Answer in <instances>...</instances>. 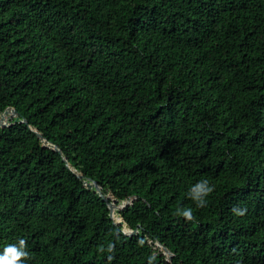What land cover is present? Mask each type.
Listing matches in <instances>:
<instances>
[{"label":"trees","instance_id":"16d2710c","mask_svg":"<svg viewBox=\"0 0 264 264\" xmlns=\"http://www.w3.org/2000/svg\"><path fill=\"white\" fill-rule=\"evenodd\" d=\"M8 107L28 123L0 129V255L24 240L18 264H264V0H0Z\"/></svg>","mask_w":264,"mask_h":264},{"label":"water","instance_id":"95a60500","mask_svg":"<svg viewBox=\"0 0 264 264\" xmlns=\"http://www.w3.org/2000/svg\"><path fill=\"white\" fill-rule=\"evenodd\" d=\"M5 115L8 116V118L6 119L5 118ZM14 120V121H13ZM16 121H19V122H23V123H28L27 120L25 118L23 119H19V115H18V112L16 109L12 108V107H8L4 113L0 114V129H3L5 127H8V126H11L13 124H15ZM34 132L37 134V136L44 142V146L45 147H49L55 151H57L59 154L63 155V152L60 148H58L57 145L47 141L43 135L37 131V130H34ZM64 161L67 163V166L71 169V165L68 164L67 162V159L64 157L63 158ZM77 174V177L83 182V184L89 189V190H92L94 191L96 194H98L108 205L109 209H110V215H111V218L112 220L114 221V224L119 227L120 229L123 230V232L128 235V236H134V235H137V234H141L142 232H138V230L140 228H143L141 227L140 225H138V227L136 229H132L128 224H126V222L124 221V219L122 218V221L121 222H116L115 219L116 217L118 216V211H116L114 209V207L112 206L111 204V197L114 198V195L108 193L107 190H105L101 184L91 178H85L82 174L80 173H76ZM118 201V199H116ZM119 202V201H118ZM131 203L130 200H126L123 202V205L121 206V211H123L125 209V207H127L129 204ZM126 226V228L128 229L125 230L123 226ZM152 247L153 245L154 246H157V247H161L164 251V254L167 258V260L169 262H172V259H173V254L172 252L165 246H163L160 242H152L151 243Z\"/></svg>","mask_w":264,"mask_h":264},{"label":"clouds","instance_id":"9594fccd","mask_svg":"<svg viewBox=\"0 0 264 264\" xmlns=\"http://www.w3.org/2000/svg\"><path fill=\"white\" fill-rule=\"evenodd\" d=\"M214 191V187L210 186L208 180H201L194 184L189 190V197L196 202L198 207H204L206 203V197L209 196ZM178 216H182L187 221H192L194 219L193 211L191 208L178 209L175 213ZM243 214V212H239ZM26 243L24 240L19 241V246L10 245L6 249L5 254L0 255V264H18L23 258H27L28 253L24 250ZM101 251L104 249L101 248ZM112 250V246H108V251Z\"/></svg>","mask_w":264,"mask_h":264},{"label":"rangeland","instance_id":"374dc122","mask_svg":"<svg viewBox=\"0 0 264 264\" xmlns=\"http://www.w3.org/2000/svg\"><path fill=\"white\" fill-rule=\"evenodd\" d=\"M115 199H118V198H116V197H114ZM130 200V199H129ZM118 201H119V203L121 204V206L123 205V202L122 201H120L119 199H118ZM122 211H120V213H121ZM120 216H121V214H120ZM122 218V217H121ZM140 230H141V232H143L144 231V228H140ZM154 247V246H153Z\"/></svg>","mask_w":264,"mask_h":264},{"label":"bare ground","instance_id":"6f19581e","mask_svg":"<svg viewBox=\"0 0 264 264\" xmlns=\"http://www.w3.org/2000/svg\"><path fill=\"white\" fill-rule=\"evenodd\" d=\"M4 113V112H3ZM5 118L7 119L8 117H6V115H5ZM112 204V206L114 207V209L116 210V209H118L120 206L119 205H116L115 203H111Z\"/></svg>","mask_w":264,"mask_h":264}]
</instances>
